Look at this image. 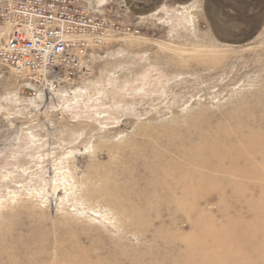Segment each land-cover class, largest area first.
Masks as SVG:
<instances>
[{"label": "rangeland", "instance_id": "rangeland-1", "mask_svg": "<svg viewBox=\"0 0 264 264\" xmlns=\"http://www.w3.org/2000/svg\"><path fill=\"white\" fill-rule=\"evenodd\" d=\"M92 1L71 73L0 62V264H264V169L147 184L264 132V0Z\"/></svg>", "mask_w": 264, "mask_h": 264}, {"label": "built area", "instance_id": "built-area-1", "mask_svg": "<svg viewBox=\"0 0 264 264\" xmlns=\"http://www.w3.org/2000/svg\"><path fill=\"white\" fill-rule=\"evenodd\" d=\"M99 8L92 0H0V62L35 76L71 73L83 36L103 24Z\"/></svg>", "mask_w": 264, "mask_h": 264}, {"label": "bare ground", "instance_id": "bare-ground-1", "mask_svg": "<svg viewBox=\"0 0 264 264\" xmlns=\"http://www.w3.org/2000/svg\"><path fill=\"white\" fill-rule=\"evenodd\" d=\"M251 135L244 138V147L236 146L235 141L232 142V134H228L226 139L229 141L230 148L213 144L207 151L201 150L196 145L181 149L182 152L188 153L189 158L175 165V172L170 178L166 177L165 171L174 155L160 154V164L153 168L158 176L147 184L152 186L164 185L168 190L171 189L169 187L171 185H181L183 188L182 196H191L192 199L195 198L193 191L200 193L209 188L208 185L216 187L237 185L236 183L240 181L239 177H242L243 172L264 169V132L258 131ZM239 136L241 135L239 134ZM200 138H203V136L200 135ZM209 171L218 172L219 175L215 176L213 173L210 174ZM160 172L164 173L162 177L159 176ZM250 181L253 180L250 179ZM192 192L193 195H191ZM133 193L136 198L145 199V192L142 193L138 190ZM171 193L173 192L171 191ZM200 196H203V194H200Z\"/></svg>", "mask_w": 264, "mask_h": 264}]
</instances>
